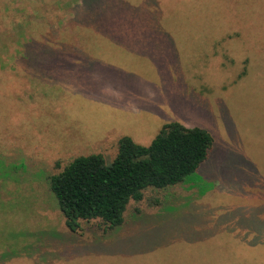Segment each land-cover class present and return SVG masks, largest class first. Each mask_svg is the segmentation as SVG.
<instances>
[{"label": "rangeland", "instance_id": "rangeland-1", "mask_svg": "<svg viewBox=\"0 0 264 264\" xmlns=\"http://www.w3.org/2000/svg\"><path fill=\"white\" fill-rule=\"evenodd\" d=\"M78 1L0 0V254L37 232L41 253L62 255L3 264H264V0L101 1L142 44L106 50L112 76L67 101L75 84L52 53L75 38L58 16ZM173 122L213 138L199 169L214 190L177 187L171 212L131 203L116 235L91 221L54 238L69 231L49 176L80 156L109 163L124 137L147 147Z\"/></svg>", "mask_w": 264, "mask_h": 264}, {"label": "trees", "instance_id": "trees-1", "mask_svg": "<svg viewBox=\"0 0 264 264\" xmlns=\"http://www.w3.org/2000/svg\"><path fill=\"white\" fill-rule=\"evenodd\" d=\"M130 19L109 21L112 26L124 30ZM159 19L154 18V22L158 24ZM123 32L128 35L126 30ZM59 44V49L52 53L56 62L62 59L60 55L66 48ZM26 53L28 56L29 52ZM212 147L213 138L207 131L173 122L164 125L147 147L135 144L128 137L122 138L117 155L109 163L99 154L76 157L60 173L48 178L49 191L55 197L69 231V234L56 232L54 238L75 236L82 223L91 221H99L103 235H115L125 227L131 203L146 201L150 208L159 207L171 212L178 200L174 192L177 187L189 184L190 189H196L198 193L214 190L213 180L199 169L207 161ZM133 212L132 217L137 220L141 211L135 208ZM41 235L24 232L23 238H32V242L18 251L1 253L0 264L6 259L22 256L31 259L40 254L46 246ZM46 257L50 262H57L62 255L57 253L56 247H49L40 254V263H46Z\"/></svg>", "mask_w": 264, "mask_h": 264}, {"label": "crops", "instance_id": "crops-1", "mask_svg": "<svg viewBox=\"0 0 264 264\" xmlns=\"http://www.w3.org/2000/svg\"><path fill=\"white\" fill-rule=\"evenodd\" d=\"M101 1L103 0H80L77 4H72L67 13L58 16L61 19H67L69 21L67 29L76 33L72 42H58L65 47L68 45L70 49L64 50L60 55L62 59L58 62L54 60L52 64L55 78L69 77L68 79L75 84L72 85L75 88L74 92L72 91L74 95L70 93L71 96H63L67 101L78 94L89 99L94 93L96 82L99 84L106 80L103 73L108 71L112 76L114 69H110L113 67L106 64V57H110L107 56L106 50L114 48L123 50L135 44H142L143 40L134 36L129 37L123 32L124 30L111 25L109 20L123 18V16L116 11L97 9ZM62 50L63 48H60V51ZM49 68L46 67V69ZM105 88L118 90V86L114 83ZM63 97L62 100H64Z\"/></svg>", "mask_w": 264, "mask_h": 264}]
</instances>
